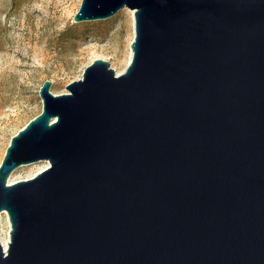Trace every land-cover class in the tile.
Masks as SVG:
<instances>
[{
    "label": "water",
    "instance_id": "95a60500",
    "mask_svg": "<svg viewBox=\"0 0 264 264\" xmlns=\"http://www.w3.org/2000/svg\"><path fill=\"white\" fill-rule=\"evenodd\" d=\"M133 10L131 57L93 59L11 136L0 264H264V0H81Z\"/></svg>",
    "mask_w": 264,
    "mask_h": 264
},
{
    "label": "rangeland",
    "instance_id": "374dc122",
    "mask_svg": "<svg viewBox=\"0 0 264 264\" xmlns=\"http://www.w3.org/2000/svg\"><path fill=\"white\" fill-rule=\"evenodd\" d=\"M80 2L0 0V162L11 136L41 111L44 80L60 94L95 58L115 73L125 68L134 28L122 12L130 8L74 21Z\"/></svg>",
    "mask_w": 264,
    "mask_h": 264
},
{
    "label": "bare ground",
    "instance_id": "6f19581e",
    "mask_svg": "<svg viewBox=\"0 0 264 264\" xmlns=\"http://www.w3.org/2000/svg\"><path fill=\"white\" fill-rule=\"evenodd\" d=\"M122 14H123L124 16H126L128 22L130 23V25H131V27H132V29H133V28H134L133 10H131V9H127V12H122ZM130 57H131V50H130V47H129L128 55H127V59H126V64H127V62L129 61ZM123 70H124V68H122V69H121L120 71H118V73H116V74L121 73Z\"/></svg>",
    "mask_w": 264,
    "mask_h": 264
}]
</instances>
